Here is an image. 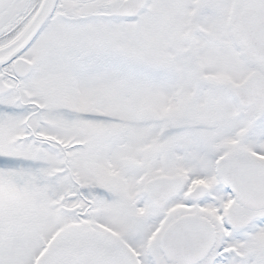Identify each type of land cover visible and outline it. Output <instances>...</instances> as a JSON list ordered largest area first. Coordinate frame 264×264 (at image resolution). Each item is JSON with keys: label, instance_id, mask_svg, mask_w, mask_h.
<instances>
[{"label": "snow or ice", "instance_id": "snow-or-ice-1", "mask_svg": "<svg viewBox=\"0 0 264 264\" xmlns=\"http://www.w3.org/2000/svg\"><path fill=\"white\" fill-rule=\"evenodd\" d=\"M0 264H264V0H0Z\"/></svg>", "mask_w": 264, "mask_h": 264}]
</instances>
